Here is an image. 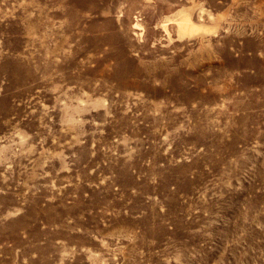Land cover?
<instances>
[{"label":"rangeland","instance_id":"374dc122","mask_svg":"<svg viewBox=\"0 0 264 264\" xmlns=\"http://www.w3.org/2000/svg\"><path fill=\"white\" fill-rule=\"evenodd\" d=\"M0 264H264V0H0Z\"/></svg>","mask_w":264,"mask_h":264},{"label":"bare ground","instance_id":"6f19581e","mask_svg":"<svg viewBox=\"0 0 264 264\" xmlns=\"http://www.w3.org/2000/svg\"><path fill=\"white\" fill-rule=\"evenodd\" d=\"M178 30L180 34L197 30L192 24L188 16H182L178 20Z\"/></svg>","mask_w":264,"mask_h":264}]
</instances>
